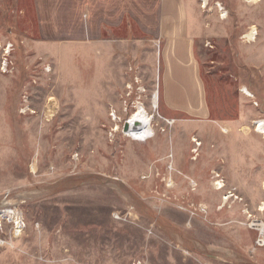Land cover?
Segmentation results:
<instances>
[{"label": "rangeland", "instance_id": "obj_1", "mask_svg": "<svg viewBox=\"0 0 264 264\" xmlns=\"http://www.w3.org/2000/svg\"><path fill=\"white\" fill-rule=\"evenodd\" d=\"M190 1L205 116L164 107L156 12L93 32L75 12L0 0V208L23 216L21 233L0 221V264H264L251 225L264 222V76L245 64L264 47L263 0ZM139 102L151 129L113 132Z\"/></svg>", "mask_w": 264, "mask_h": 264}, {"label": "crops", "instance_id": "obj_2", "mask_svg": "<svg viewBox=\"0 0 264 264\" xmlns=\"http://www.w3.org/2000/svg\"><path fill=\"white\" fill-rule=\"evenodd\" d=\"M246 1L257 3L262 0ZM38 4L39 10L43 11L66 9L75 12L79 22L91 27L93 32L96 31L93 28L97 26H121L126 12L133 15L132 17L138 22L142 21V16H139L141 12H156L157 18L154 26L159 27L156 35L159 34L166 41L163 52L164 70L162 81H160L164 107L168 112L189 115L205 116L208 112L206 87L201 78L198 60L193 52L195 39H193L194 33L191 28L194 26V21L189 17L192 7L190 0H38ZM42 5H45L46 8L43 9ZM262 11L261 27L262 41L264 42V0L262 1ZM82 12L85 13L84 19ZM133 12H138V15ZM139 24L141 23L139 22ZM150 24L146 23V25ZM257 35L255 41L258 38ZM255 41L247 42L254 43ZM246 59V65L258 67L264 76V47L261 52L248 56ZM245 86L244 88L253 89L250 85ZM255 94L254 92L253 95ZM248 98H243L242 102L244 103ZM246 108L245 104L239 105L238 116L244 117L245 122H253V118L258 116L259 112L254 111L253 108ZM238 116L236 121L239 119ZM262 254L264 258V249Z\"/></svg>", "mask_w": 264, "mask_h": 264}, {"label": "bare ground", "instance_id": "obj_3", "mask_svg": "<svg viewBox=\"0 0 264 264\" xmlns=\"http://www.w3.org/2000/svg\"><path fill=\"white\" fill-rule=\"evenodd\" d=\"M202 1H203V7L206 8L207 4L209 3V0H202ZM220 8L222 9L223 7L220 6ZM227 14H228V12H225V10L222 9V15H223L222 18H226ZM256 35H257V29H256V27L253 26L251 31L246 33L244 35V37L246 38L247 41H253V40L255 41ZM9 51H10V49L7 50L6 53H9ZM4 65H6V61H5ZM4 68H6V67H4ZM46 71L50 72L51 71L50 67L48 69H46ZM242 91L248 96H251V97L254 96L253 93L251 91H249L247 88H243ZM159 106H160V94H159V91L156 89V90H154V92L152 94V108L155 112H157V109L159 108ZM25 111H27V110H25ZM112 117L117 122L116 127L114 128L113 132L114 131L117 132V131L121 130L126 137L138 140V139L142 138L151 129L155 115L150 113L147 110L145 104H143L142 102H139L138 106H136V110L131 115H129L128 118H126V120L124 122V123L128 124V126H129L128 130H125L123 128L124 125H123V127L120 126L119 118L115 112L112 114ZM167 121L169 124L173 123V120H167ZM254 125L256 127L255 131L264 136V120L263 119H257V121L254 123ZM192 141L197 146L201 145V142L196 138H193ZM193 152L197 153L198 149L197 148L194 149ZM169 157H171V156L169 155ZM193 159H197V157H193ZM222 183H223V181H222ZM223 184H225V183H223ZM234 196H236V194H234L230 191L228 194L225 195L224 199L229 200L231 197H234ZM260 210L264 211V202L262 203ZM6 216H10V218L14 219L15 224L17 226V232L21 233V223H22V218H23L21 212L19 210H17V208H15V209L11 208L8 203H4V204H2V207L0 208V221L2 219H4ZM251 225L256 230H258L260 232L259 241L262 244V242H264V222L253 220ZM262 245H264V244H262Z\"/></svg>", "mask_w": 264, "mask_h": 264}, {"label": "water", "instance_id": "obj_4", "mask_svg": "<svg viewBox=\"0 0 264 264\" xmlns=\"http://www.w3.org/2000/svg\"><path fill=\"white\" fill-rule=\"evenodd\" d=\"M125 130H128L129 129V126L127 123H124V127H123Z\"/></svg>", "mask_w": 264, "mask_h": 264}, {"label": "built area", "instance_id": "obj_5", "mask_svg": "<svg viewBox=\"0 0 264 264\" xmlns=\"http://www.w3.org/2000/svg\"><path fill=\"white\" fill-rule=\"evenodd\" d=\"M264 120V119H263ZM256 121H254V123H255ZM260 239V238H259ZM259 239H258V245H259ZM259 246H262L261 244L259 245Z\"/></svg>", "mask_w": 264, "mask_h": 264}]
</instances>
